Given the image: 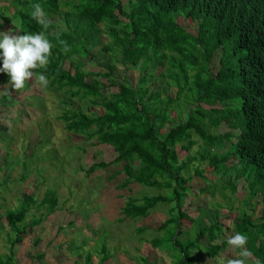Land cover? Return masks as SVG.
<instances>
[{"label":"trees","instance_id":"obj_1","mask_svg":"<svg viewBox=\"0 0 264 264\" xmlns=\"http://www.w3.org/2000/svg\"><path fill=\"white\" fill-rule=\"evenodd\" d=\"M125 1L12 0L0 7V29L13 24L16 35L42 31L31 16L32 5L40 3L49 16L46 36L53 48L46 72L38 68L36 73L46 74L48 89L63 93L62 105L72 106L76 99V103L101 109L88 114L81 106L64 108L57 118L66 131L110 147L115 154L112 161L100 160L87 173L120 165L108 177L110 182L124 174L119 184L111 186L114 189L137 184L168 192V196L158 192L128 198L120 222L147 218L158 205H166L168 218L158 228L161 235L150 240L151 247L165 246L163 251L174 253L172 264H204V256L215 258L228 245L227 239L215 244L229 231L219 215L236 209L232 235L246 234L251 260L264 264V0ZM57 16L62 17L61 23L54 20ZM178 18L196 32H188ZM217 50L219 68L211 74ZM77 56L100 67L104 59L108 63L103 72H93ZM0 72V88L8 85L9 93L27 90L30 82L14 90L10 76ZM129 72L136 74L134 80ZM99 79H106L107 84ZM33 99L39 102L41 96L35 94ZM182 102L183 111L179 110ZM8 164L11 161L5 160ZM21 166L27 171L29 164L22 161ZM208 170L215 178L203 176ZM194 177L212 181L192 194L188 184ZM237 180L243 181L242 189L247 191L239 200L243 210L234 207ZM211 190L212 196L218 191L224 203L215 209L218 220L213 224L205 220V208L193 217L184 210L189 193L196 197ZM257 196H261L256 205L261 204L262 211L254 218L251 201ZM59 209L56 195L47 190L41 201L24 194L16 199L14 209L4 210L8 253L0 256V264H14V244ZM100 254L98 263L103 264L110 257L105 246ZM141 262L149 264L147 259ZM86 263H91L89 254Z\"/></svg>","mask_w":264,"mask_h":264},{"label":"rangeland","instance_id":"obj_2","mask_svg":"<svg viewBox=\"0 0 264 264\" xmlns=\"http://www.w3.org/2000/svg\"><path fill=\"white\" fill-rule=\"evenodd\" d=\"M9 1L12 0H0V7ZM123 2L127 3L125 0ZM121 18L125 21V18ZM54 20L61 23L62 17L57 16ZM177 21L186 27L188 32L192 34L196 32L195 27L190 26L191 24L184 19L178 18ZM13 28V24H3L0 32L11 30L13 33ZM103 41L106 42L104 36ZM95 50L97 51V48ZM219 54V50L215 51L210 63L211 74L219 68ZM76 59L83 61L85 69L93 72L99 69L103 72L108 63L104 59V67H100L98 64H89V58L82 59L77 56ZM65 68H68V63ZM133 74L128 73L132 80L135 78ZM89 80L90 78L87 77L86 81ZM99 80L107 84L106 79ZM5 88L9 89V86L6 85ZM3 90L1 87L0 91ZM35 94L41 96L39 102L33 99ZM61 95H63L61 91L55 92L52 88L38 86L35 79L23 92L13 91L7 96L0 95V181L3 182V188L0 187V256L8 253L6 252L8 245L5 241L8 227L2 219L4 210L14 209L16 199L24 194L33 195L37 201H41L45 192L49 190L56 195L60 209L44 217L31 232L22 235L21 242L14 244L11 249L14 254V264H38L39 261L36 262L35 259L40 255L41 261H45V264H99L102 257L101 246L106 247L110 256L103 264H144L141 259H147L149 264H172L176 261L174 253L167 254L163 251L166 250L165 246L153 248L150 244L151 239L161 235L158 228L168 218V206L158 205L144 219L119 221L122 218L121 208L128 198L150 197L157 195L158 192L168 196V192L137 184L121 190L114 189L111 186L119 184L125 176L121 173L110 182L108 177L111 173L120 170V165H112L105 170H95L88 174L87 170L100 160L112 161L115 156L113 150L110 147L95 145L93 140L87 141L66 131L64 124L57 117L64 108L68 110L81 106L80 108L88 114H98L101 109L84 102L76 103V99L72 106H64L61 104L63 98ZM202 107L208 109L204 105ZM185 108L186 105L182 102L179 110L183 111ZM6 146L10 148L7 149ZM76 146L84 147L85 152L77 149ZM183 155L184 153H181V156ZM5 160H10L11 164L6 166ZM22 161L28 162L27 171L22 170ZM36 163L38 166H35ZM39 168L42 171L37 173L36 170ZM210 171L205 172L203 176L208 179L215 178ZM227 174L229 176L231 172L228 171ZM209 181L212 180L194 177L188 184L191 193L198 194V188L207 186ZM243 186L242 180L236 181L235 196L238 200L234 203V207L238 206L240 209L242 203L239 200L247 195V191L242 189ZM215 189H218V185ZM212 192L211 190L209 194L196 197L189 193L191 198L187 204H184V210L193 217L205 208L207 215L205 220L213 224L218 220L214 216L215 209L224 203H221L223 199L218 191H215L213 196ZM260 201L261 196L251 201L255 204L254 218L261 216L262 206L256 205V202ZM39 212L36 214L38 217ZM222 215L221 221L229 231L222 234V238L215 244H221L223 240H228L232 236V223L237 211L223 210V214L218 218ZM69 224H72L70 228ZM140 228L144 230L138 234L136 230ZM202 242L206 244V241ZM88 254L91 263H86ZM234 255L238 253H233L227 245L222 247L215 258L205 256L204 259L199 258L204 264H219L221 258L232 259Z\"/></svg>","mask_w":264,"mask_h":264},{"label":"clouds","instance_id":"obj_3","mask_svg":"<svg viewBox=\"0 0 264 264\" xmlns=\"http://www.w3.org/2000/svg\"><path fill=\"white\" fill-rule=\"evenodd\" d=\"M32 18L40 25L42 31L35 34L16 35L11 32H0V57H2V68L10 76L11 87L14 90L25 88L26 82H35L38 86L46 88L49 79L44 72L37 74L36 69L47 70L50 62L52 43L46 36L50 24L48 13L40 3L32 5ZM64 51H69L65 44ZM0 95H9L8 89L0 91ZM230 250L234 255L232 259L221 258L219 264H249L253 252L247 247L248 237L246 234L236 232L228 241ZM252 264H262L259 259Z\"/></svg>","mask_w":264,"mask_h":264},{"label":"crops","instance_id":"obj_4","mask_svg":"<svg viewBox=\"0 0 264 264\" xmlns=\"http://www.w3.org/2000/svg\"><path fill=\"white\" fill-rule=\"evenodd\" d=\"M41 259H42V258H41ZM41 259L38 260L39 262H38V261H36V262H38V264H40V262H41L42 264H45V261L42 262Z\"/></svg>","mask_w":264,"mask_h":264}]
</instances>
